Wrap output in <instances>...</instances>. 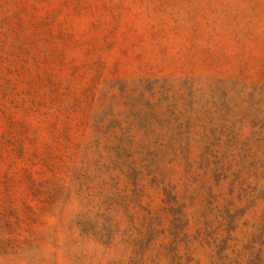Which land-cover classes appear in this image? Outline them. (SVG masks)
Masks as SVG:
<instances>
[{
    "label": "rangeland",
    "instance_id": "1",
    "mask_svg": "<svg viewBox=\"0 0 264 264\" xmlns=\"http://www.w3.org/2000/svg\"><path fill=\"white\" fill-rule=\"evenodd\" d=\"M0 264H264V0H0Z\"/></svg>",
    "mask_w": 264,
    "mask_h": 264
}]
</instances>
